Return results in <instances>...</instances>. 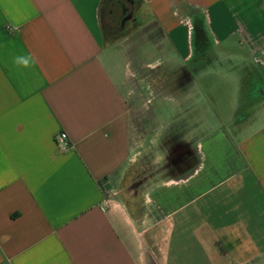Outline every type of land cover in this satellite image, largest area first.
Here are the masks:
<instances>
[{"label": "crops", "instance_id": "0c3cea01", "mask_svg": "<svg viewBox=\"0 0 264 264\" xmlns=\"http://www.w3.org/2000/svg\"><path fill=\"white\" fill-rule=\"evenodd\" d=\"M104 1L0 0V264H264V0Z\"/></svg>", "mask_w": 264, "mask_h": 264}, {"label": "rangeland", "instance_id": "374dc122", "mask_svg": "<svg viewBox=\"0 0 264 264\" xmlns=\"http://www.w3.org/2000/svg\"><path fill=\"white\" fill-rule=\"evenodd\" d=\"M164 71H165V73L169 72L168 69H165ZM197 78H199L198 74H197ZM212 105H214V103H212ZM214 120H216V119H214ZM154 153H156V154H154V156L149 157L148 162H146V163L143 162L144 159L141 160V158H139V160L135 163V166H133L132 169L129 170L128 175H130L134 172V177H136L137 179L138 178L141 179V176H143V175L151 174L153 176L154 174H157V172L163 171V169L165 170V172H164L165 175L168 174L169 172H171V166L169 165V162H167V158L165 156L166 151L164 153L161 151H159V152L155 151ZM142 162L144 164H142ZM137 168H138V170H136ZM130 180H131V178H130Z\"/></svg>", "mask_w": 264, "mask_h": 264}, {"label": "built area", "instance_id": "2783aa9c", "mask_svg": "<svg viewBox=\"0 0 264 264\" xmlns=\"http://www.w3.org/2000/svg\"><path fill=\"white\" fill-rule=\"evenodd\" d=\"M56 144L59 147L68 148L69 147V141H68L67 135L63 132L60 133L59 135H57Z\"/></svg>", "mask_w": 264, "mask_h": 264}, {"label": "clouds", "instance_id": "9594fccd", "mask_svg": "<svg viewBox=\"0 0 264 264\" xmlns=\"http://www.w3.org/2000/svg\"><path fill=\"white\" fill-rule=\"evenodd\" d=\"M17 62L22 64L24 67H30L33 63H34V60L32 57H20V58H17Z\"/></svg>", "mask_w": 264, "mask_h": 264}, {"label": "trees", "instance_id": "16d2710c", "mask_svg": "<svg viewBox=\"0 0 264 264\" xmlns=\"http://www.w3.org/2000/svg\"><path fill=\"white\" fill-rule=\"evenodd\" d=\"M108 0H105L104 1V4H103V7H102V10L104 9L105 5L107 4Z\"/></svg>", "mask_w": 264, "mask_h": 264}]
</instances>
